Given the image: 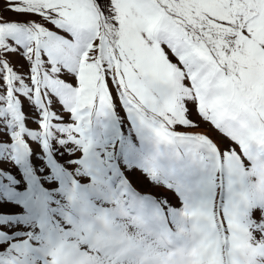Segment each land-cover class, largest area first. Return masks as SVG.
<instances>
[{"label":"snow or ice","instance_id":"obj_1","mask_svg":"<svg viewBox=\"0 0 264 264\" xmlns=\"http://www.w3.org/2000/svg\"><path fill=\"white\" fill-rule=\"evenodd\" d=\"M0 264H264V0H0Z\"/></svg>","mask_w":264,"mask_h":264}]
</instances>
